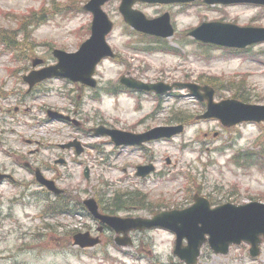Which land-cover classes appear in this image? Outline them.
Returning a JSON list of instances; mask_svg holds the SVG:
<instances>
[{"label": "rangeland", "instance_id": "rangeland-1", "mask_svg": "<svg viewBox=\"0 0 264 264\" xmlns=\"http://www.w3.org/2000/svg\"><path fill=\"white\" fill-rule=\"evenodd\" d=\"M86 2L0 0V38L13 35L18 42L17 54L0 45V94L9 93L0 98V164L19 179L17 184H0V264H180L173 252L175 234L161 228L133 232L132 247L125 252L124 247L112 243L115 233L107 229L99 246L81 249L73 245L75 232L96 231L98 227L83 200L94 196L118 214L142 216H151L152 210L161 207L193 203L199 192L211 195L216 202L264 201V167L260 165L264 164V122L226 127L217 119L196 120L204 107L183 88L165 96L160 109V101L151 94L143 96L138 105L133 95L117 96L106 89L113 90L120 76L129 73L146 81L214 83L218 99L241 92L248 102L264 104V42L253 44L241 55H231L228 49L201 44L189 34L203 21L264 26V6L205 0L136 3L148 17L166 11L171 14L175 34L158 38L137 36L124 21L121 1L110 0L103 9L114 21L108 40L117 58L98 66L99 86L88 88L51 79L27 92L23 75L33 68L34 58H44L45 64L56 62L54 49L75 51L90 37L93 17L83 9ZM37 10L41 14L32 16ZM146 46H165L167 52L144 51ZM46 107L70 110L83 122V128L47 119ZM175 117L193 121L178 136L158 140L143 150L116 146L110 137L89 131L100 124L142 131L176 122ZM74 138L85 145L82 154L60 147ZM236 155L238 159L240 155V163L234 159ZM60 158L66 162L57 163ZM151 159L156 172L141 178L137 166ZM23 161L55 178L66 190L61 200L69 202L74 211L77 207V215H48V208L60 202L35 183L32 172L20 163ZM143 203L147 207L141 206ZM249 249L250 244L242 243L231 247L227 255L204 250L199 264H264V242L256 258ZM137 251L147 255L144 260H136Z\"/></svg>", "mask_w": 264, "mask_h": 264}, {"label": "water", "instance_id": "water-1", "mask_svg": "<svg viewBox=\"0 0 264 264\" xmlns=\"http://www.w3.org/2000/svg\"><path fill=\"white\" fill-rule=\"evenodd\" d=\"M107 0H91L86 8L91 9L95 14L94 33L90 40L86 41L76 53H67L56 50L59 57L56 66L45 68L40 71H33L25 79L31 84L51 75H65L74 79H82L87 83L94 84L91 75L98 60L105 54L110 53V47L105 41V34L111 30L112 22L102 11L101 5ZM135 0H123L121 10L127 20L140 30L154 31L162 35H170L173 29L169 23V15L149 20L140 11L131 10V4ZM167 2L171 0H149ZM209 2H235L241 0H207ZM264 3V0H248ZM166 23L168 25H166ZM103 25V28H102ZM166 27V28H165ZM197 38L213 41L221 44L245 46L249 43L264 40V28L239 27L234 24L211 22L204 23L192 32ZM101 55V56H100ZM37 62H35L36 64ZM60 69V70H59ZM193 92L198 93L200 86L188 83ZM166 87L165 89H167ZM206 91L205 96L209 100V108L206 113L199 117H219L225 125H232L245 119H264V105H251L242 103L236 99H227L220 102L214 101V89L210 86L201 87ZM182 126L176 127L178 131ZM129 133L119 132L117 137L119 143H125L130 139ZM140 136V135H137ZM139 141V140H137ZM38 178L42 176L38 173ZM50 187L55 188L52 183L47 182ZM92 204V210L96 211L97 205L94 200H88ZM111 224L127 226L117 229L127 232L129 228H144L156 225L165 226L176 231L178 234V246L176 253L181 258L187 259L189 264L196 263L200 253V246L207 240L206 234L210 235L209 242L215 251L227 253L230 244L241 243L243 240L252 243L251 254L256 256L260 252V243L264 237V203L252 202L243 205L231 203L211 208L209 201L202 198L190 208L182 211L172 210L161 212L154 218H136L121 220L118 218L105 217ZM187 237L188 247H181L182 239ZM78 239V236H77ZM78 242H80L78 240ZM94 239L89 244L96 243ZM82 243V242H80ZM83 245L85 243H82Z\"/></svg>", "mask_w": 264, "mask_h": 264}, {"label": "trees", "instance_id": "trees-1", "mask_svg": "<svg viewBox=\"0 0 264 264\" xmlns=\"http://www.w3.org/2000/svg\"><path fill=\"white\" fill-rule=\"evenodd\" d=\"M37 13H39V14H41V11H34L31 15L32 16H34L35 14H37ZM8 40L11 42V45H18L17 43V40H16V36H13V35H8ZM240 51H238V50H236L235 51V53H239ZM232 85V84H231ZM236 96L237 97H240V98H242V99H246V97L245 96H243L242 95V93L240 92V93H238V94H236Z\"/></svg>", "mask_w": 264, "mask_h": 264}, {"label": "flooded vegetation", "instance_id": "flooded-vegetation-1", "mask_svg": "<svg viewBox=\"0 0 264 264\" xmlns=\"http://www.w3.org/2000/svg\"><path fill=\"white\" fill-rule=\"evenodd\" d=\"M0 142H2V139H0ZM27 164H28V166H30L29 163H27ZM8 168H9L8 166L0 164V171L1 172H5V173H7L9 175H12V177H14V174L11 171H9Z\"/></svg>", "mask_w": 264, "mask_h": 264}]
</instances>
